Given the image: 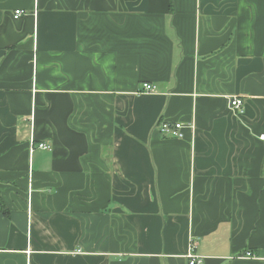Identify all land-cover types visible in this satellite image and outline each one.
Instances as JSON below:
<instances>
[{
    "label": "crops",
    "instance_id": "0c3cea01",
    "mask_svg": "<svg viewBox=\"0 0 264 264\" xmlns=\"http://www.w3.org/2000/svg\"><path fill=\"white\" fill-rule=\"evenodd\" d=\"M262 135L264 0H0V264H264Z\"/></svg>",
    "mask_w": 264,
    "mask_h": 264
},
{
    "label": "built area",
    "instance_id": "2783aa9c",
    "mask_svg": "<svg viewBox=\"0 0 264 264\" xmlns=\"http://www.w3.org/2000/svg\"><path fill=\"white\" fill-rule=\"evenodd\" d=\"M24 11L22 9L15 10L14 17L19 18L20 15H22ZM141 90L145 92L155 91L157 90V86L151 83L144 82L141 85ZM243 105L244 101L239 97H233L231 100V107L236 112H242L243 111ZM186 127V124H184L181 121H167V120H160L158 122V128L162 136L169 137V138H182L184 137V128ZM262 138L264 139V135H262ZM36 144V145H35ZM42 148V149H50L51 146L45 142H39V143H32V147L30 148L31 151L34 150V148ZM195 244L192 242L190 244L189 252L186 254L188 258V264H202L203 263V257L200 255H197L194 253ZM247 255H251V252H247Z\"/></svg>",
    "mask_w": 264,
    "mask_h": 264
},
{
    "label": "trees",
    "instance_id": "16d2710c",
    "mask_svg": "<svg viewBox=\"0 0 264 264\" xmlns=\"http://www.w3.org/2000/svg\"><path fill=\"white\" fill-rule=\"evenodd\" d=\"M0 204H1L2 208H3L4 204H3V202L1 200H0ZM3 209H4V213L7 215V210L5 208H3Z\"/></svg>",
    "mask_w": 264,
    "mask_h": 264
}]
</instances>
